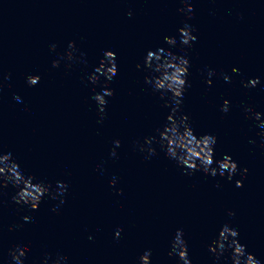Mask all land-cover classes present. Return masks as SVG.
<instances>
[{
    "label": "clouds",
    "instance_id": "1",
    "mask_svg": "<svg viewBox=\"0 0 264 264\" xmlns=\"http://www.w3.org/2000/svg\"><path fill=\"white\" fill-rule=\"evenodd\" d=\"M181 7L177 8L178 13H182L186 20L194 16L193 3L190 0H179ZM128 17L133 16L132 11L127 12ZM198 40L195 34V28L185 22L183 27L177 29V35L165 36L164 41L168 47L160 46L155 49L149 48L145 50L142 57V63L136 64V69L144 71L147 74L144 76V84L149 86L153 94H158L161 100H164V107L169 109L165 117V121L155 129V134L143 137V142L134 140L133 144L138 150L144 154L143 159L149 160L157 155V148L165 154V156L175 162V166L183 175L192 176L195 172H202L205 176L211 177H226L231 181L237 173L241 177L247 173V168H238L237 162L228 154H224L222 158L214 159L215 145L217 137L214 134L197 135L191 125L189 116L182 110L184 95L187 88L191 87L189 81L191 61L187 54L194 42ZM49 51H55L56 43L48 45ZM178 48L177 52L172 49ZM75 42L68 41V46L60 59H53L52 66L58 67L60 60H66L65 68H70L72 62L79 59ZM80 53V56H84ZM86 62V61H85ZM233 74L238 73V69H231ZM118 73V64L116 52L109 49L103 50L102 58L98 65L93 66L92 71L87 74V82L91 85H99L100 90L92 89L90 99L95 102L96 112L99 117L97 123H102L106 117V106L108 105V97L114 95V90L109 87V82L112 81ZM204 83L208 86L212 85L213 77L218 73L215 68L205 66V70L201 71ZM223 81L230 83L232 75L221 72ZM10 78V73L4 74V79ZM103 78V79H102ZM41 77L39 75H28L26 83L31 87L39 83ZM84 80V77H81ZM240 83L245 89L255 88L260 84L259 77L241 78ZM264 87V86H262ZM17 102H22V97L19 94L14 95ZM24 111L28 110L27 105H24ZM221 113L230 111V102L228 99H223L219 104ZM245 119L254 120L255 127L258 129L257 136L261 138L260 147H264V112L254 111L250 106L243 108ZM223 118V117H222ZM250 143L255 144V140H250ZM120 140L113 139L109 152L110 157L117 156V149L120 147ZM155 145V147L153 146ZM100 175L104 174V168L98 169ZM35 181V182H34ZM110 186L117 184V177L113 176L108 181ZM11 185L15 191L11 196V201L21 208L34 211L38 209L43 198L47 197L50 200L58 201L51 211L59 214L60 206L66 200L65 196L70 185L64 180H56L55 186L46 179H37L33 174H25L20 163L13 156L11 151L0 149V193L6 187ZM219 186V185H217ZM237 188L243 186V179L235 181ZM121 192L122 190H117ZM229 217H234L236 213L233 210H227ZM22 221L25 223L32 222L34 217L31 214L22 215ZM23 225H10L9 230L13 227H22ZM122 228H117L113 233V238L119 240ZM239 230L233 226L231 221L225 220L217 229V233L206 248L212 257V264H262L261 260L256 258L252 253L246 250V245L239 241ZM88 239H93L89 234ZM227 254V255H225ZM169 257H175L177 264H193L189 256L188 242L185 239V233L182 228H177L171 235L169 240V249L167 252ZM10 259L5 260L4 264H25L27 258V246L24 244H16L8 250ZM152 249L146 248L137 258V264H152ZM67 264L68 257L63 254H57L51 257L50 254H45V259L41 264Z\"/></svg>",
    "mask_w": 264,
    "mask_h": 264
}]
</instances>
